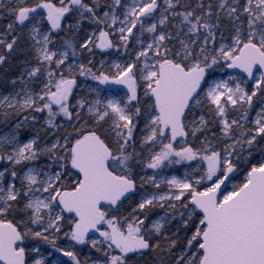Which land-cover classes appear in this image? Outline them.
<instances>
[{"label": "snow or ice", "instance_id": "obj_1", "mask_svg": "<svg viewBox=\"0 0 264 264\" xmlns=\"http://www.w3.org/2000/svg\"><path fill=\"white\" fill-rule=\"evenodd\" d=\"M0 264H264V0H0Z\"/></svg>", "mask_w": 264, "mask_h": 264}]
</instances>
